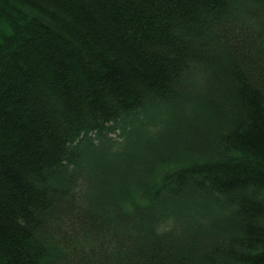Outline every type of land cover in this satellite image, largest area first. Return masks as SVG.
Segmentation results:
<instances>
[{"label":"trees","instance_id":"trees-1","mask_svg":"<svg viewBox=\"0 0 264 264\" xmlns=\"http://www.w3.org/2000/svg\"><path fill=\"white\" fill-rule=\"evenodd\" d=\"M0 264H264V0H0Z\"/></svg>","mask_w":264,"mask_h":264}]
</instances>
